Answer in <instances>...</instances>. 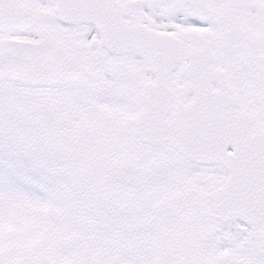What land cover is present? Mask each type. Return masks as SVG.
Wrapping results in <instances>:
<instances>
[{"label": "snow or ice", "instance_id": "obj_1", "mask_svg": "<svg viewBox=\"0 0 264 264\" xmlns=\"http://www.w3.org/2000/svg\"><path fill=\"white\" fill-rule=\"evenodd\" d=\"M0 264H264V0H0Z\"/></svg>", "mask_w": 264, "mask_h": 264}]
</instances>
